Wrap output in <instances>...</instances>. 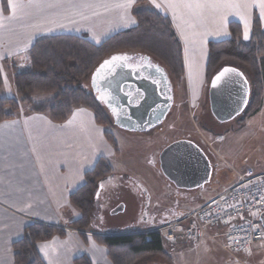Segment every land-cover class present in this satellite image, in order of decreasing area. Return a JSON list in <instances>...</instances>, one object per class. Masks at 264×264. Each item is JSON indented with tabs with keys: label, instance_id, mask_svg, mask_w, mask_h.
Returning <instances> with one entry per match:
<instances>
[{
	"label": "crops",
	"instance_id": "obj_1",
	"mask_svg": "<svg viewBox=\"0 0 264 264\" xmlns=\"http://www.w3.org/2000/svg\"><path fill=\"white\" fill-rule=\"evenodd\" d=\"M159 1L179 31L186 68L188 62L199 59L198 47H206L208 60V44L230 38V23H238L244 38L246 32L250 38L257 15L264 29V0ZM19 4L25 9L21 26H13L17 21L12 20L13 13L3 16L0 11V66L3 72L10 68L3 65L4 60L28 50L39 36L86 34L92 43L100 44L111 35L135 25V0H35L36 6L28 0L25 3L19 1ZM51 4L57 7L58 25L51 28L53 32H47L48 25L43 26L37 21L44 19ZM26 34L28 40L24 41ZM188 47L194 48L189 52ZM190 86L193 87L191 80ZM188 107L194 108L191 104ZM21 109L17 118L0 123V264H14L13 245L22 239L29 225L44 223L59 227L81 217V212L71 206L70 196L84 185L85 174L113 149L104 136V129L86 108L74 110L61 124L54 123L46 115L33 114L28 108ZM256 169L264 172V168ZM235 171L239 170L233 172L237 181ZM217 175L216 182L220 173ZM190 192L191 197L177 205H172L170 198H166L168 204L158 205L172 210L174 217L181 216L205 202L200 199L199 190ZM196 200L199 202L197 207L186 208L187 203ZM151 224L159 225L147 219L142 229ZM92 232L56 236L39 243L37 251L45 264H75V260L83 255L92 264H112L107 248L95 240L94 236L100 234ZM155 258H160V262L173 261L171 256L170 260L154 257L149 261Z\"/></svg>",
	"mask_w": 264,
	"mask_h": 264
},
{
	"label": "trees",
	"instance_id": "obj_2",
	"mask_svg": "<svg viewBox=\"0 0 264 264\" xmlns=\"http://www.w3.org/2000/svg\"><path fill=\"white\" fill-rule=\"evenodd\" d=\"M1 2L2 9L7 14L8 1ZM145 2L146 0H136L138 7ZM134 15L137 19L135 28L118 33L98 45L90 42L86 36L77 35L37 39L33 47L22 55L26 69L23 72L14 71L15 86L22 102L0 96V123L17 118L22 104H26L31 113L46 115L57 124L66 122L74 110L86 108L104 129L107 142L118 155V144L109 131L110 126H115L114 120L107 115L103 100H99L94 92L88 94L77 85L93 76L102 63L115 56H133V60L140 56H154L163 62L164 65L160 66L170 78H183L185 74L182 45L170 19L152 9L141 10ZM229 31V39L209 43L205 77L211 82L225 67L240 70L250 84V100L240 116H251L264 106V29L255 15L249 40L243 39L242 27L238 23H230ZM131 51L137 54L131 55ZM2 87L0 67V91ZM111 176L113 170L105 158L99 159L94 169L85 174L84 185L70 196L71 206L81 212V217L71 222L69 227L82 232L91 231L96 190L100 182ZM159 225L94 237L98 244L107 248L112 264H142L154 257L170 260L160 233H140ZM56 236L66 237L67 232L44 223L29 225L22 239L13 245L14 264H45L37 251V245ZM74 263L92 264L86 255L76 259Z\"/></svg>",
	"mask_w": 264,
	"mask_h": 264
},
{
	"label": "rangeland",
	"instance_id": "obj_3",
	"mask_svg": "<svg viewBox=\"0 0 264 264\" xmlns=\"http://www.w3.org/2000/svg\"><path fill=\"white\" fill-rule=\"evenodd\" d=\"M1 1V15L9 16L10 13H13L12 20H17L13 26H21L25 9L24 5L22 8L20 7L19 1L25 3L28 0H7L9 9L7 14L2 9ZM30 2L32 3L31 5L34 4L36 6L35 0H30ZM54 3L56 4V2ZM55 4H51L52 6H49L46 13L45 10L43 11L46 15L43 16L44 19L42 21H37L40 24L42 23L43 26L48 25L46 27L47 32H53L51 28L58 25L57 7ZM156 5L160 6L157 7ZM146 9L156 10L167 16L180 40L179 31L176 29L172 17L165 11L166 9H164L159 0H146L144 5H139V7L135 0L133 9L135 25L133 28L137 26V19L134 14ZM63 26L65 27L67 24ZM125 31H119L110 37ZM57 35L75 34L49 33V35L39 36L37 39ZM77 36L87 37L86 34ZM242 37L245 41L249 40L248 37L244 38L243 30ZM108 38L104 39V41ZM87 39L89 40L88 37ZM23 40H28L27 34L23 35ZM180 42L183 45L181 40ZM33 45L28 50L26 49L4 60L3 65H7L10 68H6L5 72L1 70L3 87L0 91V96L14 98L22 102L15 86L14 71L23 72L26 69L22 55L27 53ZM193 48L188 47L189 52ZM198 51L197 57L199 59L188 62V68H186L184 59V67L187 70L183 78L171 77L177 98L171 111L160 126L146 133L128 132L116 126L109 127V131L112 132L118 144L119 154H115L111 148V152L105 153L107 155L104 158L112 168L113 176L98 185L91 215V231L105 235L141 229L143 222L147 221L149 212L154 208L155 204L166 205L169 203L168 199H166L168 197L165 195L164 188L171 187L175 192L179 190L171 183H168L154 169L151 164V156H155L156 161L159 163L160 151L175 141L188 140L194 142L203 150L210 162L218 166L219 181L215 182L216 173L213 172L210 182L202 191H199L202 201L210 200L219 192L225 190V188L235 184L234 170L241 172L247 168H253L254 170L258 167L264 168V106L254 115L240 116L228 123L217 122L212 116L209 106L208 91L210 81H207L204 76L208 61L206 60V47H198ZM130 53L131 55L137 54L133 51ZM150 59L158 65H164L159 58L152 56ZM190 80L193 83V87L190 86ZM197 80H200V82L198 83ZM77 87L84 89L88 94H93L92 76L83 80ZM190 96L192 101H190ZM190 104L194 107L191 110L188 107ZM21 107L29 109L26 104H22ZM104 107L106 106L104 105ZM106 110L107 115L113 121L112 113L108 109ZM121 205L124 206V211L112 214V211ZM198 205L199 202L196 200L189 204L187 203L185 206L186 208H195ZM262 229L264 231V221L262 222ZM164 247L172 257V263L160 262L162 261L159 260L160 258H155L154 261H149V259L144 261L143 264H264V239L254 245L250 254L240 256L239 260L230 256L217 242L212 241L208 237L197 246L188 245L174 248V246L171 247L165 241Z\"/></svg>",
	"mask_w": 264,
	"mask_h": 264
},
{
	"label": "water",
	"instance_id": "obj_4",
	"mask_svg": "<svg viewBox=\"0 0 264 264\" xmlns=\"http://www.w3.org/2000/svg\"><path fill=\"white\" fill-rule=\"evenodd\" d=\"M115 57L119 59L112 57L108 63L105 61L92 76L93 91L112 112L115 126L138 133L160 126L174 104V92L165 69L151 63L145 67H128L116 63L131 60L133 56ZM143 60L149 62L150 58ZM218 75L220 79L216 80ZM208 96L214 119L228 123L247 108L250 84L240 70L225 67L212 78ZM158 170L178 190L202 191L211 180L213 165L197 144L179 140L162 150ZM123 211L121 205L112 214ZM261 220L264 221V214Z\"/></svg>",
	"mask_w": 264,
	"mask_h": 264
},
{
	"label": "built area",
	"instance_id": "obj_5",
	"mask_svg": "<svg viewBox=\"0 0 264 264\" xmlns=\"http://www.w3.org/2000/svg\"><path fill=\"white\" fill-rule=\"evenodd\" d=\"M237 181L199 207L148 232H158L171 246L200 245L208 237L230 256L251 253L264 239V172L235 171ZM69 235L82 233L68 225L59 226Z\"/></svg>",
	"mask_w": 264,
	"mask_h": 264
},
{
	"label": "flooded vegetation",
	"instance_id": "obj_6",
	"mask_svg": "<svg viewBox=\"0 0 264 264\" xmlns=\"http://www.w3.org/2000/svg\"><path fill=\"white\" fill-rule=\"evenodd\" d=\"M150 63L154 64V65H157V66H160V65L152 62L151 59H150L149 62H147V61L145 62L143 60V57H139L138 59H134V60L131 59V60H127V61L126 60H121V61H119L116 64H125L128 67H142V66L145 67V66H150L149 65ZM168 78H169V81H170V83L172 85V89H173V92H174V103H175L176 98H177L176 89L174 88V84H173L172 79L169 76H168ZM161 152L162 151H160V153ZM160 153H159V155H160ZM151 164L156 170L159 169V163L156 161L155 156H151ZM212 165H213V172H215L216 176H218L217 175V174H219L218 166L215 163H212ZM158 172H159V170H158ZM164 190H165V195L168 198L172 199V201H173L172 205H177L179 202L184 201V200H188L189 197H191L190 196V193H191L190 191L179 190V191L175 192V191H173V189H171V187L170 188L168 187L166 189L164 188ZM174 215L175 214L172 213V210H168L167 208L164 209L162 206H159L157 204V205L154 206V208L152 210H150L148 219L151 220L152 222L159 223V222L166 221V220H169V219L173 218Z\"/></svg>",
	"mask_w": 264,
	"mask_h": 264
},
{
	"label": "snow or ice",
	"instance_id": "obj_7",
	"mask_svg": "<svg viewBox=\"0 0 264 264\" xmlns=\"http://www.w3.org/2000/svg\"><path fill=\"white\" fill-rule=\"evenodd\" d=\"M125 5H118V7H124ZM157 7H159L160 5H156ZM245 38H247V32L245 33ZM113 59H119L118 57H113ZM105 63H108L107 61ZM227 71V70H226ZM220 75H223V73H221ZM220 76L218 75L216 77V80H219Z\"/></svg>",
	"mask_w": 264,
	"mask_h": 264
},
{
	"label": "bare ground",
	"instance_id": "obj_8",
	"mask_svg": "<svg viewBox=\"0 0 264 264\" xmlns=\"http://www.w3.org/2000/svg\"><path fill=\"white\" fill-rule=\"evenodd\" d=\"M68 223V222H67Z\"/></svg>",
	"mask_w": 264,
	"mask_h": 264
}]
</instances>
